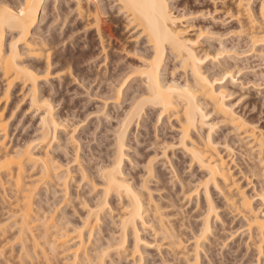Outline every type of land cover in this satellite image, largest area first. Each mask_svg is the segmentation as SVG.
I'll return each instance as SVG.
<instances>
[{
	"label": "rangeland",
	"instance_id": "obj_1",
	"mask_svg": "<svg viewBox=\"0 0 264 264\" xmlns=\"http://www.w3.org/2000/svg\"><path fill=\"white\" fill-rule=\"evenodd\" d=\"M18 1L21 4L22 0H17L16 5ZM78 1H47L46 11L40 12L39 22L32 30V37L37 40L45 38L49 41L51 38L55 40L53 48L56 51H52V74L45 79L44 72L40 73L43 75H40L42 80L39 78V88L43 97L49 99L53 105L56 119L62 122L57 131V140L53 141L54 144L52 143L53 146L49 147V150L47 149L54 165H61L59 169L53 171L60 176L65 175L69 170L68 176L71 177L67 180L65 188H63V179L59 177L38 182L39 192L36 191L33 196V216L36 214L38 221L33 228L34 235L31 234L34 236L32 239L37 237L39 241L37 244L41 243L37 246L38 251L32 243L30 234L27 235L30 242L29 239L22 242L17 238L19 236L17 228L20 225L15 221L18 218L13 216V210L18 203V195L12 181L4 180L7 182H4L3 189L0 187V241H2L0 264H48L46 263L49 259L48 254L44 252L43 255L44 250L41 251L45 248L50 251L49 247H51V243H44L47 238L42 236L45 232L43 223L47 221L45 216H50L49 220L55 223L65 222L66 231H64L68 232L71 238L76 235V229L83 226V220L85 216L87 218L91 206L94 207L97 200L99 202L103 199L101 197H103L104 185L101 174L109 166L111 167L110 163L115 159L117 144L114 143L120 134L119 126L125 119L123 115L125 113L127 116L126 113L133 104V96L138 95L137 89L142 88L139 83L144 84L141 80L135 81L132 83V88H125L121 100L118 99L119 102L117 98L112 99V95H116V91L113 94V89L116 90L118 82L121 83L119 79L124 80L130 74L128 70L132 69L135 72V69L140 68L148 44H143L146 42L145 38L140 36L138 38L139 33H133L134 28L127 25L124 14L117 11L116 7L119 5L115 3L116 0H100L102 7L100 4L99 6L105 14L102 13V17L108 20L110 29L103 31V44L100 43L95 30L84 26L86 21H81L78 16ZM168 1L174 13L179 15L181 24L192 28L188 34L190 38L195 39L193 37L200 30L202 31L201 35H197L199 40H195L197 41L195 46L200 47L201 52L207 50L208 54L212 53L211 58L207 57L202 67L207 69L204 71L210 74H207L209 77L215 74L211 77L213 79L217 74L222 73L214 80H217L215 86L225 92L224 100L236 113L264 132V52L257 46L254 47L255 49L250 47L251 44L242 29V25H247V20L244 16L236 17L238 0ZM242 1L243 7L249 8L256 17H260L258 20H261L262 14L264 15V0ZM215 50L217 53H214ZM213 54L219 55L216 56L217 59L215 56L212 57ZM170 58H167L168 65L162 71L163 79L183 82L186 76L182 68ZM225 67L232 68L231 76L223 77L225 75L223 72L227 70ZM70 71L72 75L69 74ZM0 77V112H2L6 102V98L2 96L6 85L1 73ZM109 82L112 83L113 89ZM25 87L23 89L19 83L13 88L3 114L9 122L7 146L11 149H20L26 144L37 145L42 133L40 126L42 112L29 107L31 106L30 97H27L29 87ZM27 93L28 95L25 96ZM204 110L207 113L205 123H200V127L192 131L190 141L204 143L211 140L222 154L227 155L234 179L251 198L257 212L264 215V162L260 159L261 156L246 140H240L231 126L222 121L221 114L216 113L210 105ZM156 112L159 111H147L148 118L144 114L143 119L138 118L139 121L135 117L139 123L135 122L134 118L125 137L123 175L134 189L140 191L138 193L141 194L147 208L145 217L148 226L145 228L140 226L138 253L133 252L137 240L131 232L127 234L125 249L114 247L122 236L121 220L125 211L124 202L127 199L120 200L113 195L110 200L112 210L108 211L106 208L107 211L101 213L100 227H96L90 235V232L85 234L86 244L83 252L86 251L90 256V263L82 259L83 252L74 263L72 250L64 251L67 252L63 253L64 257H60L62 254L53 252L52 254L50 251L49 257L55 255L56 258H51L53 263L56 261L54 264H99L102 256L105 264H180L181 262L186 264L184 261L187 264H194L191 255L195 256L196 238L202 229L208 205L202 189L191 199L187 194L189 188L195 187L204 179L205 172L191 162L190 155L179 144L181 134L178 121L167 117L158 121ZM41 147H38V150L42 149V152L37 151V153L43 155L46 153L44 151L46 146ZM151 167H154L155 172L150 171ZM38 168L35 166L28 169L29 181L33 182L36 178L38 180L40 175ZM57 174L53 175L57 176ZM211 195L219 217L212 218L213 233L205 241V247L200 249L199 264H264V252L259 253L257 250V236L247 231L244 218L227 206L223 195L213 186H211ZM161 213H164L167 229L175 233L174 237L178 236L184 241L185 251L184 249L183 251L186 254L180 252L184 256L175 254L172 259L174 253L171 255V249L170 247L167 249L168 244H166L169 238L164 236L160 229ZM63 219L64 221L60 222ZM74 240L70 239L65 248L75 246ZM103 250H109V254L107 252L104 255ZM26 252L32 257L26 255ZM185 255L186 259L190 256L188 258H193V261L189 259L186 261ZM176 256L178 259H175Z\"/></svg>",
	"mask_w": 264,
	"mask_h": 264
},
{
	"label": "bare ground",
	"instance_id": "obj_2",
	"mask_svg": "<svg viewBox=\"0 0 264 264\" xmlns=\"http://www.w3.org/2000/svg\"><path fill=\"white\" fill-rule=\"evenodd\" d=\"M47 1L49 0H22L21 4L18 1L17 5H19L17 6L15 4L17 0H0V73L2 78H4L6 85V88L4 89L5 91H3L4 95H2L6 98V102L2 112H0V187L4 186V182H7L8 180V182L12 181L11 183L15 187L16 194L18 195V203L15 205L13 210L14 212L12 211L14 215H12L15 216L16 219L18 218V220H15L17 224L19 222L18 225H20L19 228H17V231L19 232V236L17 238L22 240V242H24V240L26 241V239L27 241L29 239L30 242V238L32 239L34 237L32 236L34 235L33 230H35L33 228L35 227L38 219L35 217L36 214L33 216V196L35 192L39 190L38 182L47 181L51 177H59L61 180L63 179V188H65L64 186L67 185V180L71 177L68 176L70 175L69 170L66 171L67 173L65 175L63 174L60 176L59 173L57 174L53 171L54 169H59L61 165L55 166L53 159L49 156V151L47 152V149L49 150V147L53 146V141L57 140V131L62 124V122L57 120L54 116L53 105L49 99L43 97L40 93L41 88H39L41 76L44 74L45 79H48L52 74V54L55 50V48H53L55 40H53L54 38H51V41H49V39L46 40V38L37 40L32 37V30L38 24L40 12L45 10V4ZM84 1L87 2L84 3ZM163 2L165 4V8L161 13L160 10L152 7L153 0L115 1V3L119 5V7H116L118 8L117 11H119L122 15L124 14L125 19H127V25L134 28L133 33H139L137 35L138 38L139 36L141 38H145L147 43L143 42V44H148V47L145 46V52L143 53V57H145L141 60V66L139 65L140 68L137 67L138 69H135V72L131 69L133 72L132 74L131 70H128V74H130L126 76L124 80H122V78L119 79L121 80V83L118 82L116 90L113 89L112 83L109 82L111 85H108H110L113 89V94L114 91H116V95H112V99L115 100L117 98V100H121L120 98L123 96L125 88H132V83L135 81L141 80L144 84L139 83V86H142V88L137 89L138 95L133 96V104L131 108H129L130 110L126 113L127 116H125L124 113L123 117L125 119H123V123L122 121L120 122V124L122 123L123 125L121 124L122 126H119V128H121V130H119L120 134L118 135V139L115 138L117 143L114 141V144H117L115 155L113 153L115 159H113L112 163H110L111 167L109 166L108 169L101 174L103 178L102 185H104L102 191L103 197H101V199H103L99 202L97 200V204L94 207L91 206V210L87 212V218L85 216V220H83V226L78 227L79 229H76L75 231L76 235L71 238L69 233L65 232L66 227L64 226H66V224L64 225V219L60 221L63 222L60 224L49 220L50 216H45L47 221L43 223L45 232L43 231L44 234L42 233V236L46 237L47 240L44 243H51V247H49L51 253L53 252L58 255L62 254L60 257L67 253L64 251L72 250L71 252L73 253L75 259L74 263L76 262V258L79 254H82L83 252V248L86 244V232H90V235L93 230L99 226V223L101 222V213L105 211L106 208H108V211L112 210L110 208V200L113 195L117 196L120 200L124 198L127 199V201L124 202L125 211L121 220L122 236L120 237L121 239L118 243L115 244L116 246H113L118 247L119 249L122 248L121 250H123V248L125 249L127 234L128 232H131L133 233L132 236L134 235L135 237L134 239L137 240V242L134 243V245L136 244L134 246L135 250H132L135 253H138V250H140L138 248L140 241L138 237L141 228L140 226H143L144 228L148 226V220H146L145 217L147 208H145L144 199L141 197V194L138 193L139 190L134 189L131 183L129 184V181H127L123 175V160H125L123 158L125 157V137L130 126H132L131 124L133 123L132 121H134L133 119L135 117H137V119L140 117L143 119L144 114V116L147 117V111H159L156 112L158 114V121L163 117L178 121L180 125L179 131L181 134L179 144L182 146L184 151L190 155L191 162L197 164L205 172L204 179H202L198 185H195V187L193 186L189 188L190 191L188 190V194L186 193L191 199L192 196H196L199 190L202 189L205 192L204 194L208 205L202 229L196 238V246L194 249L195 256L191 255V257L193 256L194 261L192 260L193 258H188L190 256H188L187 259L192 260L193 262H191L194 264L196 262V264H199L200 249L203 246L205 247V241L208 240L210 234L213 233L211 225L212 218L219 217V212L216 210L217 206L214 204V199L211 195V186L218 189V191L223 195L224 200L230 209L236 210L239 215L244 218L247 231L250 234H255L257 236V250L259 253L264 252V215L257 212L253 206L251 198L245 193L243 187L239 185L238 181L234 179L235 177L232 173L228 156L222 154L211 140H207L204 143L190 141L192 131H196V129L200 127V123H205L207 113H205L204 109L205 107H209V105L214 111H216V113L218 112V114H221L220 116L222 121L231 126L232 130L236 133L240 140H246V142L249 143L251 148L261 156L260 159L262 162H264V132L257 125L236 113L224 100L225 92L215 86V82L217 80H214L217 79V76H221L222 73L217 74V76L213 79L211 77L215 74L209 77L208 75L210 74L207 73V75L206 71H204L207 69L203 68V63L211 56L212 53L208 54L206 52L207 50L201 52L199 50L201 48L195 46L197 45V41L195 42V40H199V36L197 37V35H201L202 31H197L198 33L195 32L197 33L196 35L194 34L195 37L193 38L195 39L190 38V35L188 36V34L192 28L181 24L182 22L178 17L179 15L174 13L168 0H163ZM242 2V0H238L237 2V7L239 6V8H237L236 17L241 18L244 16L247 20V25H242V29H244L243 31L245 32V36L251 46L246 40L247 44L253 49L257 46L264 52V15L262 14L261 20L259 19V21L258 18L260 17H256V15L249 8H244V4H242ZM99 4L102 7L100 0H80L77 3V14L81 18V21H86L85 24L83 23L84 26H88L89 29L95 30L100 39V43L103 44V31H105V29L108 30L109 25L108 20L102 17L104 10L99 6ZM111 35L112 34L110 33V37ZM8 37H10V39ZM20 45H22V47ZM55 46L57 45L55 44ZM104 48L105 47H103V49ZM202 48L209 49L205 47ZM56 49L58 48L56 47ZM215 51L216 52L214 53H217V50ZM217 55L218 54H213L212 57L215 56V59H217ZM168 57H171L170 59H173V61L175 60L182 68L183 73L186 76V79L183 82L177 83L175 80L173 82L172 80L166 81L167 78L163 79L164 76L162 77V71L165 67H167L166 65H168L166 62ZM43 61H45L44 64ZM222 69L224 71L226 70L224 68ZM228 69L230 68H227V72L222 71L223 74H225L223 77L232 75V68L230 69L231 72L228 71ZM60 71L61 69L59 72ZM41 72L44 73L41 75ZM69 74L72 75V72L70 71ZM57 76L62 77L63 75ZM119 80L117 79V81ZM19 83H21L23 89L25 86V88L29 87L27 90L29 95L28 93L25 94V96L28 95L27 97H30L31 106L29 107H33V110L35 109L38 112H42V114H40V126L42 133L40 135V141L37 145L33 146L31 144H26L20 149H11L7 146L9 122L3 114L4 110L7 108V104L9 102L8 100L13 88ZM130 98L132 99V97ZM137 119L135 118V122H137ZM42 145L44 147L46 146L44 149L46 153H43V155L37 153V151L40 153L42 152V149L38 150V147L40 148ZM35 166L39 167L38 170L40 169V175L38 180H36V178V181L33 180L32 182L31 180L29 181L30 177H28L27 171L29 168H35ZM150 171L155 172L154 167H151ZM53 172L57 174V176L53 175ZM6 179L7 181H4ZM1 189H3V187ZM185 192L187 191L185 190ZM163 215L164 213H161V216L159 217L161 222L160 229L162 230L163 235L169 238V241H167L168 243L166 244H168L167 249L169 247L171 249V255L174 253L173 257L171 256L173 259L175 254L180 255V252L183 251L184 241L179 239L178 236H176L178 239L174 237L175 233L167 229V225L164 223ZM28 234H30V238L27 236ZM36 238L37 237L34 239ZM34 239H32L34 246L37 247L41 244H37L39 241ZM70 239H75V246H68V248H65L66 243H68ZM35 241H37L35 243L37 245L34 244ZM1 242L2 241H0V244ZM25 244L26 242L23 245L25 246ZM63 244L65 246H63ZM59 248L61 250H59ZM118 248L117 251L119 250ZM45 249H42L41 251L44 250L42 253L43 255L45 253L48 254V257L45 256L49 258L46 263L54 264L56 261L54 260L55 262L53 263L52 259H56L54 257L55 255L53 257L51 255V259L49 257L50 253H48L50 251H48L47 248ZM36 250L38 251V247ZM108 251L103 250L104 255L105 253L107 254ZM184 251L183 253L186 254ZM183 253L181 255H183ZM37 254L39 253L37 252ZM26 255H30V257H32L29 253ZM101 255H103V253ZM101 255H99L100 258L99 256L96 257L101 259ZM89 257L90 256L85 251L82 259L85 262L90 263ZM102 257V261L100 260L99 264H105L104 256ZM175 259H178V256H176ZM187 259L186 261H188ZM31 263H33V261H31ZM184 263L187 264L185 261Z\"/></svg>",
	"mask_w": 264,
	"mask_h": 264
},
{
	"label": "snow or ice",
	"instance_id": "obj_3",
	"mask_svg": "<svg viewBox=\"0 0 264 264\" xmlns=\"http://www.w3.org/2000/svg\"><path fill=\"white\" fill-rule=\"evenodd\" d=\"M152 7L160 10V12L162 13L164 8H165V4H164L163 0H153Z\"/></svg>",
	"mask_w": 264,
	"mask_h": 264
}]
</instances>
